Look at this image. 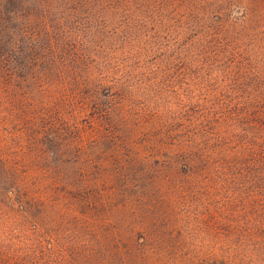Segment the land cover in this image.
Returning a JSON list of instances; mask_svg holds the SVG:
<instances>
[{
  "label": "rangeland",
  "instance_id": "rangeland-1",
  "mask_svg": "<svg viewBox=\"0 0 264 264\" xmlns=\"http://www.w3.org/2000/svg\"><path fill=\"white\" fill-rule=\"evenodd\" d=\"M0 264H264V0H0Z\"/></svg>",
  "mask_w": 264,
  "mask_h": 264
}]
</instances>
